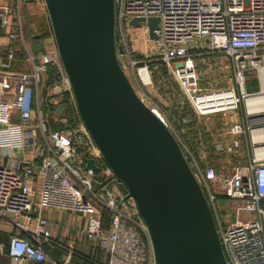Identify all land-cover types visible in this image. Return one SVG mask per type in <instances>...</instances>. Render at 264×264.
<instances>
[{"label":"built area","instance_id":"obj_1","mask_svg":"<svg viewBox=\"0 0 264 264\" xmlns=\"http://www.w3.org/2000/svg\"><path fill=\"white\" fill-rule=\"evenodd\" d=\"M20 3L0 5V27L8 38L0 54V217L11 214L19 231L10 237L13 263H43L52 246L63 252L61 259L52 255L54 264H156L135 200L118 191L114 171L84 123H76L72 86L58 49L35 54L29 48ZM151 18L158 19L156 37ZM17 41L26 52L22 69L15 67ZM115 42L123 71L127 76L131 71L137 94L155 113L162 115L143 87L164 65L199 117L242 114L243 120L227 132L230 141L218 142L215 149L226 154L243 150L245 164L224 171L182 150L212 210L227 264H264V98L249 104L252 96L264 94V0H115ZM206 52L230 59L229 85L199 84L198 61ZM136 53L144 63L135 59ZM251 72L258 76V91L247 90ZM61 105L66 109L58 115ZM48 115L64 127L53 128ZM26 150L33 159L18 154ZM88 159L95 160L99 171L87 168ZM221 197L235 203L234 222L221 220ZM45 209L80 214L84 224L78 231L90 252L54 239Z\"/></svg>","mask_w":264,"mask_h":264},{"label":"water","instance_id":"obj_2","mask_svg":"<svg viewBox=\"0 0 264 264\" xmlns=\"http://www.w3.org/2000/svg\"><path fill=\"white\" fill-rule=\"evenodd\" d=\"M45 3L80 118L126 187L125 198L135 200L156 264H227L212 210L177 137L118 61L115 0ZM157 21L149 20L152 37ZM87 168L99 171L94 159Z\"/></svg>","mask_w":264,"mask_h":264},{"label":"rangeland","instance_id":"obj_3","mask_svg":"<svg viewBox=\"0 0 264 264\" xmlns=\"http://www.w3.org/2000/svg\"><path fill=\"white\" fill-rule=\"evenodd\" d=\"M11 1L13 2L14 0ZM32 6L35 7L36 11L41 9L45 14L47 6L45 0H21L20 3L22 25L24 27L27 44L32 52L39 53L31 45L30 27L32 25V15L30 13V7ZM4 47H6V45ZM3 48L0 46V54L4 53ZM203 56L202 60L198 61L197 67L201 77L199 84L208 86L209 88L217 84L220 86L229 85L233 78L230 59L221 52H206ZM134 57L143 63L145 61V58L140 53H136ZM128 73L130 81L135 87L136 78L131 74V71ZM250 75L254 76L256 73L251 72ZM43 91H45V89H43ZM143 92L157 104L159 111L166 118L170 127L174 129L182 149L188 153L189 158L192 156L200 163L213 164L218 169L224 171H230L234 166L243 165L247 162L248 156L243 150H240L236 154H226L218 153L215 149V145L218 142L230 141L231 138L226 132L233 124V122L229 121L233 113H225L224 115L205 118L199 117L193 110L184 92L177 85L174 77L167 70L160 75L151 73V83L144 85ZM43 109L45 112L47 111L44 104ZM72 110L73 114L77 112L79 115L75 99ZM224 116L227 121L223 119ZM48 117L50 119L51 115H48ZM49 125H52L53 128L64 127L59 124L55 125V120L52 118L49 121ZM218 204L221 220L226 224L234 222L236 220L233 208L235 203L228 198L221 197L218 200ZM76 229H78V227H76Z\"/></svg>","mask_w":264,"mask_h":264},{"label":"crops","instance_id":"obj_4","mask_svg":"<svg viewBox=\"0 0 264 264\" xmlns=\"http://www.w3.org/2000/svg\"><path fill=\"white\" fill-rule=\"evenodd\" d=\"M7 2H11V0H0V5ZM47 12L48 10L45 14L41 9H39V11H36L35 7H30V13L32 15V25L30 27L31 45L38 52L57 49L51 20ZM7 42L8 39L6 36H0V46H2V48L7 45ZM3 51L5 53V47L3 48ZM23 67L24 65H21L18 69H22ZM262 78H264V76ZM246 87L250 92L258 91L260 89V82L257 74L254 76L250 74L248 75ZM224 114H219L218 116ZM225 116L223 117V119L227 121V119H225ZM76 117V123L77 121L81 123L82 120L79 119V115L77 112ZM242 120L243 116L238 111L233 112V115L229 119V121L233 122V124L237 121ZM18 154L21 157L33 159V154L30 152V150L21 151L18 152ZM39 182L40 178L37 179L36 186L39 185ZM118 191L124 192L127 190L122 183H118ZM44 215L51 221V230L54 239L63 243L73 244L76 248L82 251H90L91 245L87 241H85L83 235L78 231V229H76V227L79 228L84 224L80 215L56 209H45ZM13 218L14 217L11 214H8L7 218L0 217V264H14L9 254L10 237L12 234L18 233L19 231L11 221V219L13 220ZM48 250L51 255L49 254L46 261L43 263H37L35 261L22 259L18 264H54L52 255L57 257L58 259H61L63 257V252L52 246H48Z\"/></svg>","mask_w":264,"mask_h":264},{"label":"trees","instance_id":"obj_5","mask_svg":"<svg viewBox=\"0 0 264 264\" xmlns=\"http://www.w3.org/2000/svg\"><path fill=\"white\" fill-rule=\"evenodd\" d=\"M0 36H6L4 30L1 27H0ZM7 44H8V42H7ZM15 45H16V47L18 49L17 52H16L15 67L19 68L21 65H25L26 52L24 51L21 42L17 41L15 43ZM34 53H37V52H34ZM166 70H167L166 67L164 65H162L159 70L153 71V73H157L158 75H160V74L165 73ZM107 215H108V213L105 211V217H106L105 220H104V225L105 226H107V224L109 222V219L107 218Z\"/></svg>","mask_w":264,"mask_h":264},{"label":"bare ground","instance_id":"obj_6","mask_svg":"<svg viewBox=\"0 0 264 264\" xmlns=\"http://www.w3.org/2000/svg\"><path fill=\"white\" fill-rule=\"evenodd\" d=\"M261 71H262V77H263L264 76V68H262ZM142 74L145 78H148V73L146 71H143ZM263 98H264V94H261L259 96H252V98L249 99V104H251V102L254 100L257 101V100L263 99ZM158 114L162 117V115L159 112H158Z\"/></svg>","mask_w":264,"mask_h":264}]
</instances>
